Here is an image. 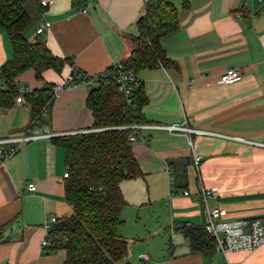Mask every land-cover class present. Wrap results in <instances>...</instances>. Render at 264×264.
I'll return each instance as SVG.
<instances>
[{"label":"crops","instance_id":"crops-1","mask_svg":"<svg viewBox=\"0 0 264 264\" xmlns=\"http://www.w3.org/2000/svg\"><path fill=\"white\" fill-rule=\"evenodd\" d=\"M46 1L43 7L39 0H24L30 17L24 35L69 61L60 73L48 69L40 79L33 70L21 73L18 87L55 84L72 64L83 74H98L130 54V37L137 34L145 0H94L85 13L87 0ZM170 1L178 27L161 44L174 66L142 69L136 76L147 98L142 111L149 126L140 128L132 142L142 175L120 183L126 204L118 234L127 240L128 252L114 264H264V244L226 255L192 252L178 229L183 223H204L200 185L217 189L206 204L225 208L228 219L264 216V0ZM44 21L50 26L36 36ZM11 57L0 26V66ZM228 68L240 69L242 79L221 86L218 80ZM87 94L82 85L65 86L47 114L34 120L24 97L22 105L0 108V139L39 132L46 125L54 137L92 130ZM170 124L195 131L150 127ZM52 138L24 141L12 156L0 159V264L64 260L63 249L41 246L44 220L70 212L64 198V153ZM194 156L201 157L197 164ZM30 181L34 192L26 190ZM142 214L153 216L154 222L136 228ZM130 219L135 228L124 225Z\"/></svg>","mask_w":264,"mask_h":264},{"label":"trees","instance_id":"trees-1","mask_svg":"<svg viewBox=\"0 0 264 264\" xmlns=\"http://www.w3.org/2000/svg\"><path fill=\"white\" fill-rule=\"evenodd\" d=\"M23 3L0 0V26L5 28L12 48V57L0 66V108L14 105L20 93L16 79L21 73L33 70L40 79L48 69L60 73L69 61L52 54L43 41L25 37L30 17ZM136 26L137 34L130 37V54L98 73V80L88 90L85 104L92 115V130L52 138L64 153V198L70 212L52 225L48 248L65 251L62 264H114L128 252L127 240L118 234L126 204L120 183L142 175L132 151L130 126L145 123L142 108L147 101L136 76L142 69L174 66L161 40L178 27L177 10L170 0H145ZM124 72L136 77L128 96L118 90L115 81ZM52 86L23 94L31 120L50 99ZM178 229L192 252L215 251V241L204 223H183Z\"/></svg>","mask_w":264,"mask_h":264},{"label":"built area","instance_id":"built-area-1","mask_svg":"<svg viewBox=\"0 0 264 264\" xmlns=\"http://www.w3.org/2000/svg\"><path fill=\"white\" fill-rule=\"evenodd\" d=\"M94 0H87V7L82 10L83 13L87 12L88 5L93 3ZM48 2L46 0H39V5L45 7ZM50 26V22L44 21L40 23L35 29V35H40L44 29ZM114 64V63H113ZM243 73L237 68H228L223 73H221L218 80V84L221 86L230 85L242 79ZM99 75H86L81 74V71L75 66L71 65L69 73L66 77L53 84L50 90V99L46 102L39 113V117L46 115L52 99L58 95L59 91L65 86L69 85H82L87 90L91 88L93 84L98 80ZM136 77L131 72L120 73L116 78V83L118 84V90L123 92L126 96L130 94L131 84L135 82ZM30 90L19 87V94L15 97L14 103L17 105H22L23 94L29 92ZM146 125L133 124L130 128L133 130L130 140L134 142L138 138L139 129ZM150 127L164 128L172 132H187L190 133L195 131L189 128L185 124H170V125H150ZM85 130L83 132H86ZM80 132V131H78ZM75 133V132H74ZM56 134L51 132L50 128L46 125L39 132H29L27 131L24 135L20 137L0 139V159L2 161L8 159L12 156L19 148L20 144L24 141H28L39 137H54ZM7 146V148H5ZM200 156H194V163L197 164L200 161ZM171 174V171L168 170ZM170 184L173 185V178L170 177ZM26 190L28 192H34L36 190V185L34 181H30L26 184ZM199 193L202 196L204 202V213L205 221L204 228L205 231L213 237L215 241V251L226 255L232 251H248L253 250L264 244V216L253 217V218H240V219H228L227 210L220 206L208 207L206 201L213 197L217 193L215 187H204L200 185ZM183 195H189V191L184 190ZM57 217L51 215L46 218L43 222V227L45 228V236L41 241L42 247H48L50 245V238L52 237V225L57 222ZM142 259L147 260L148 256L142 254Z\"/></svg>","mask_w":264,"mask_h":264},{"label":"rangeland","instance_id":"rangeland-1","mask_svg":"<svg viewBox=\"0 0 264 264\" xmlns=\"http://www.w3.org/2000/svg\"><path fill=\"white\" fill-rule=\"evenodd\" d=\"M181 184H182V182L181 181H179V184L178 185H180L181 186ZM131 216V213L128 215V217H130ZM152 217V219H150V217L148 216V215H141V218H139V220H138V224L136 225V228H140V226L141 225H144V224H148V223H152V222H154V218H153V216H151ZM130 218H133V215L130 217ZM129 219V218H128ZM124 220V219H123ZM127 220V219H126ZM132 224H133V221H131V219H130V221H127V222H125L124 221V225L126 226V227H131L132 226ZM132 228H135V226H132Z\"/></svg>","mask_w":264,"mask_h":264},{"label":"water","instance_id":"water-1","mask_svg":"<svg viewBox=\"0 0 264 264\" xmlns=\"http://www.w3.org/2000/svg\"><path fill=\"white\" fill-rule=\"evenodd\" d=\"M2 110H4L3 108H1Z\"/></svg>","mask_w":264,"mask_h":264}]
</instances>
